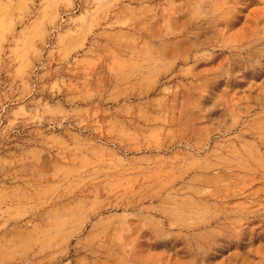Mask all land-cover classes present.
<instances>
[{
	"label": "rangeland",
	"instance_id": "obj_1",
	"mask_svg": "<svg viewBox=\"0 0 264 264\" xmlns=\"http://www.w3.org/2000/svg\"><path fill=\"white\" fill-rule=\"evenodd\" d=\"M244 6L223 42L259 49L264 18L253 17L264 0ZM190 16L182 0H0V259L10 249L22 255L9 264H89L101 230L123 241L130 217L152 219L193 179L221 180L233 199L264 197L245 158L264 142H229L221 127L226 111L264 119V82L226 88L227 110L203 117L186 103L185 77L143 85L150 58L180 68L221 43L203 22L189 34ZM210 148L228 163L217 174ZM259 224L204 250L195 235L177 241L163 230L132 243L148 250L144 264H193L194 249L212 264H264Z\"/></svg>",
	"mask_w": 264,
	"mask_h": 264
},
{
	"label": "clouds",
	"instance_id": "obj_2",
	"mask_svg": "<svg viewBox=\"0 0 264 264\" xmlns=\"http://www.w3.org/2000/svg\"><path fill=\"white\" fill-rule=\"evenodd\" d=\"M246 2L247 0H182L191 14L189 34L196 30L195 25L203 22V27L221 37V43L215 48L199 52L194 63L180 68H177L174 59L150 58L146 61L143 85L148 87L156 81L163 84L175 75L185 77L193 85L186 103L203 117L208 114L209 108L217 105L227 110L231 97L225 92L226 88L240 81H244L245 87L253 80L264 82V46L256 49L251 48V45H244L235 49L223 42L228 35L239 30L242 17L247 12L244 6ZM257 18H264V6L253 17ZM205 100L207 103L202 104ZM221 116L224 120L221 125L224 129L222 135L229 142H241L246 138L264 142V119L258 122L255 118L244 120L239 116L234 117L230 111ZM218 152V149L211 148L208 152L209 156H217L214 174L228 166L227 161L219 159ZM245 158L251 162V170L261 172L264 178V153L256 156L246 153ZM261 191H264V186ZM233 195L238 196L239 193L233 192L221 180L203 177L189 180L174 196L161 200L153 208L152 219L130 217L131 230L125 229L123 241L119 236L110 238L106 229L101 230V239L93 242L94 250L99 253L98 258L89 264H144L148 250L140 251L132 242L141 234L144 239L150 240L151 234L160 230L174 236L177 241L182 238L190 239L195 235L198 239L196 249L200 250L210 249L214 238L221 234L231 233L238 237L254 219L260 221L255 227H260L264 232V197L256 199L249 194L251 198L241 200L233 199ZM3 255L4 259H0V264H9V260H16L22 253L5 249ZM216 258L203 255L195 249L193 251V264H212ZM16 264L25 262L17 260Z\"/></svg>",
	"mask_w": 264,
	"mask_h": 264
}]
</instances>
